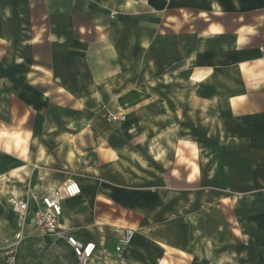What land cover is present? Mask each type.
I'll list each match as a JSON object with an SVG mask.
<instances>
[{"label": "crops", "instance_id": "crops-1", "mask_svg": "<svg viewBox=\"0 0 264 264\" xmlns=\"http://www.w3.org/2000/svg\"><path fill=\"white\" fill-rule=\"evenodd\" d=\"M112 10L117 15L112 16ZM262 44L264 0H0V57H15V78L23 73L31 85L62 89V100L54 102L58 108L70 104L65 87L74 81L95 94L100 87L115 85L114 78L107 79L116 72L174 70L176 100L192 108L205 104L208 119H222L229 137L226 147L233 152L222 176L238 184L239 198L261 206L255 213L263 218L255 247L258 261L264 263ZM183 72L190 73L186 80ZM188 81L190 98L183 95ZM11 82L0 79V264H5L11 246L16 264H79L67 233L97 244L93 264H149L150 243L143 229H137L122 255L114 252L123 229L147 215L149 191L102 183L106 179L118 184L120 171L133 177L130 183L148 180L134 175L132 169L139 165L131 146L111 145L110 133L88 126L92 116L83 110L88 99L84 91L77 92L83 96L77 101L82 113L72 118L69 112L44 108L59 97L3 98ZM90 135L95 138L88 139ZM216 168H208L207 178ZM72 178L82 193L64 197L57 231L40 230L34 220L36 201ZM14 199L28 200L27 217L13 211Z\"/></svg>", "mask_w": 264, "mask_h": 264}, {"label": "rangeland", "instance_id": "rangeland-1", "mask_svg": "<svg viewBox=\"0 0 264 264\" xmlns=\"http://www.w3.org/2000/svg\"><path fill=\"white\" fill-rule=\"evenodd\" d=\"M111 15L117 12L112 10ZM9 47L13 53V45ZM14 58L13 55L0 57V79L12 81V86L1 95L3 98L14 101L11 100L14 96H26L40 101L47 96L59 97L53 99L52 104H44V108L69 112L74 118L82 113L77 101L83 96H78L77 92L84 91L88 99L83 110H88L86 115L92 116V124L87 125L110 133L111 145L131 146L139 165L132 169L134 175L148 180L130 183L133 177L120 171L118 184L106 179L102 183L113 184L121 190L144 187L149 191L150 199L145 200L147 215L133 226L136 233L137 229H143V237L150 243L149 264H264L258 261L255 247L263 220L255 213L261 206L255 205V200L239 198L238 184L222 176L223 164L233 157L232 150L226 147L229 137L223 133L222 119H208L205 104L192 108L189 103L181 104L180 98L176 100L174 70L116 72L107 79L114 78L115 85L100 87L95 94L78 88L74 81L71 87H65L67 94H71V102L62 109L54 104L62 100V89L31 85L23 73L15 78ZM189 74L183 72V80ZM178 75L180 80L181 74ZM16 84L23 86L16 87ZM191 90L190 82H185L183 95L190 98ZM93 136L88 139L95 138ZM106 144L110 146L108 142L101 145ZM115 152L112 151V155ZM212 166L217 167L214 176L207 178V170Z\"/></svg>", "mask_w": 264, "mask_h": 264}, {"label": "built area", "instance_id": "built-area-1", "mask_svg": "<svg viewBox=\"0 0 264 264\" xmlns=\"http://www.w3.org/2000/svg\"><path fill=\"white\" fill-rule=\"evenodd\" d=\"M264 57V44L259 46ZM82 193V187L76 179H68L61 188H56L37 200V209L34 212L36 226L44 231H57L60 228V220L63 215L62 201L64 197H76ZM13 211L21 217H27L30 211L28 200L14 199L11 202ZM136 236V229L126 227L119 236L114 252L117 257L122 255L125 249L131 245ZM66 239L72 246L79 264H93L97 256L98 246L93 241H83L75 234L67 233ZM5 264H16V250L13 246L5 251ZM100 264H112L111 261H101Z\"/></svg>", "mask_w": 264, "mask_h": 264}]
</instances>
